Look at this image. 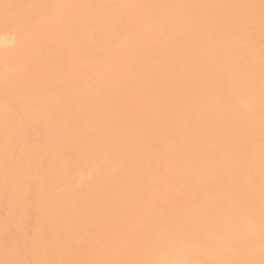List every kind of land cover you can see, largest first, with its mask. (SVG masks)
<instances>
[{"label": "bare ground", "instance_id": "obj_1", "mask_svg": "<svg viewBox=\"0 0 264 264\" xmlns=\"http://www.w3.org/2000/svg\"><path fill=\"white\" fill-rule=\"evenodd\" d=\"M0 264H264V0H0Z\"/></svg>", "mask_w": 264, "mask_h": 264}]
</instances>
